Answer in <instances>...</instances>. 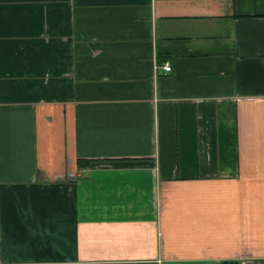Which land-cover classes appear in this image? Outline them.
I'll return each instance as SVG.
<instances>
[{
    "label": "crops",
    "instance_id": "crops-1",
    "mask_svg": "<svg viewBox=\"0 0 264 264\" xmlns=\"http://www.w3.org/2000/svg\"><path fill=\"white\" fill-rule=\"evenodd\" d=\"M0 264H264V0H0Z\"/></svg>",
    "mask_w": 264,
    "mask_h": 264
},
{
    "label": "built area",
    "instance_id": "built-area-1",
    "mask_svg": "<svg viewBox=\"0 0 264 264\" xmlns=\"http://www.w3.org/2000/svg\"><path fill=\"white\" fill-rule=\"evenodd\" d=\"M164 69L169 73V72H171V67L168 65V64H166L165 66H164Z\"/></svg>",
    "mask_w": 264,
    "mask_h": 264
}]
</instances>
